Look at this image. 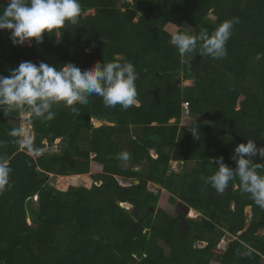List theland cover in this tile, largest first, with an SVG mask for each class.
Segmentation results:
<instances>
[{"label": "trees", "instance_id": "trees-1", "mask_svg": "<svg viewBox=\"0 0 264 264\" xmlns=\"http://www.w3.org/2000/svg\"><path fill=\"white\" fill-rule=\"evenodd\" d=\"M79 2L78 23L66 24L59 36L45 32L41 42L14 45L11 30H0V75L10 77L24 61L57 70L131 62L139 105L109 108L89 96L85 105L50 101L37 116L28 105L0 104V164L10 169L9 188L0 193V264H264V209L242 191L238 175L223 193L207 182L221 157L235 174L240 143L264 147V0ZM7 4L0 0V12ZM236 18L226 58L203 55L198 40L185 56L190 68L181 65L167 24L211 35ZM185 80L193 84L182 85ZM185 103L196 118L189 127L181 125ZM22 112L31 114L35 136L26 145L11 120ZM48 112H55L51 121ZM94 119L107 122L96 126ZM122 152L130 154L127 167L117 159ZM245 158L250 167L264 165L258 153ZM172 160L182 168L172 169ZM95 164L103 173L91 179ZM256 172L264 177V169ZM164 189H181L172 198L199 216L159 209ZM228 234L230 242L220 247Z\"/></svg>", "mask_w": 264, "mask_h": 264}, {"label": "clouds", "instance_id": "clouds-1", "mask_svg": "<svg viewBox=\"0 0 264 264\" xmlns=\"http://www.w3.org/2000/svg\"><path fill=\"white\" fill-rule=\"evenodd\" d=\"M80 13L79 0H8L7 6L0 12V30H11L10 38L14 45H22L26 40L32 39L41 42L45 32H55L59 36L66 24H77ZM236 23H239L238 18L226 20L211 35L207 30H202L198 36L188 35L186 32L171 34L170 43L178 49L181 65L190 68V60L185 59V56L196 50L198 40L203 42V55L216 60L226 58V43ZM137 78L138 74L131 62H107L103 65L97 62L85 69L69 64L57 70L43 62L37 65L24 61L11 70L10 77L0 75V104L9 107L28 105L37 116H43L51 107L50 101L63 102L65 106H72L77 102L85 105L89 103V96H99L105 107L120 105L127 110L137 103ZM54 118L55 112H48L46 119L51 121ZM17 131L13 129L11 134L16 135ZM192 132L199 137L193 129ZM235 153L239 156L235 174L222 163L221 157L217 160L220 165L218 170L207 178V182L218 193H223L229 181L234 175H238L242 191L251 193L254 203L264 209V177L256 172V168L264 169V165L250 167V160L245 158L246 155L253 156L257 153L264 158V147L257 148L255 141L248 140L247 143L237 145ZM117 159L122 161V166L127 167L130 154L122 152ZM172 169L178 171L177 168ZM9 173L10 169L0 164V193L9 188Z\"/></svg>", "mask_w": 264, "mask_h": 264}, {"label": "rangeland", "instance_id": "rangeland-1", "mask_svg": "<svg viewBox=\"0 0 264 264\" xmlns=\"http://www.w3.org/2000/svg\"><path fill=\"white\" fill-rule=\"evenodd\" d=\"M88 13H95V11L94 10H91V11H88L87 12V14ZM209 17L213 20V21H215L216 19H217V16L214 14V13H210L209 14ZM192 26L191 25H189V24H184L182 27H178V26H176V25H173V24H167L166 25V29L168 30V31H170L172 34L173 33H176V32H178V30L179 29H183V30H185L187 33H191V31H192ZM58 41H59V37H58ZM25 44H28V45H30L31 44V40H26L25 42H24V45ZM193 84V80H185L183 83H182V85H192ZM137 105H139V102H137L136 103ZM30 113H26V112H22L21 114H20V117H18V118H15V117H13L14 119H11L12 120V122H13V124H15V125H17V126H19L20 127V129H21V134H22V138H23V141H22V144L24 143V145H25V143H27L28 141H30V142H28V143H32L33 141H34V131H33V128H32V125L30 124V121H29V118H30ZM196 120V118H195V116H193L192 114H186V112L184 113V115H183V117H182V120H181V125H183V126H185V127H189V126H191V124L194 122ZM174 120H172V122H173ZM107 121L104 119L103 121H98L97 119H94L93 120V123H94V125H96V126H99V125H101V124H105ZM27 127H29V132H27L28 134H31L30 136H31V138H30V140L29 139H24V137H26V135H27V133H25V131H24V129H26ZM24 133V134H23ZM117 138H116V141L117 142H120V144H123V139H124V136H116ZM60 142H61V139H56V141H55V145L53 146L54 147V149H56L57 151H60ZM27 143V144H28ZM44 143H47L48 144V142L47 141H44ZM23 146V145H22ZM24 147V146H23ZM48 147H49V145H48ZM47 147V148H48ZM151 153L152 154H154V155H156L155 154V151L154 150H152L151 151ZM34 154H36V153H34ZM37 156H39V155H41V154H36ZM193 161L192 162H189V166L190 167H192L193 166ZM171 166L172 167H175V168H177L178 170H180L181 169V164H180V161H175V160H172L171 161ZM136 169H141V167L140 166H136ZM92 173V174H91ZM91 173L88 175L89 176V178H91V179H94L93 178V176L92 175H98V174H102L103 173V170H102V168H101V164L100 165H98V164H95L94 165V169L91 171ZM50 175V181H51V183H56V179H57V177L54 175V174H49ZM119 178V177H118ZM90 181V180H89ZM123 181V180H122ZM124 182V184L125 185H130L131 184V181H123ZM99 183V182H98ZM94 184V183H93ZM92 183H90L89 185L90 186H92L93 185ZM96 184V183H95ZM149 188L150 189H153V190H155L156 191V188H155V186H152V184L150 183L149 184ZM165 192V191H164ZM164 192H162V195H161V198H160V200H159V203H158V208L159 209H162V210H165L170 216H176V214L178 213V210H183V211H185V208L182 206V205H180L179 203H180V200L178 199H173L172 198V196L173 195H176V197H178V198H180V194H181V192H182V190L181 189H177V193H172V192H168V191H166L165 193ZM36 199V198H35ZM35 204V203H34ZM36 205V204H35ZM123 206H125L126 207V205H128V204H122ZM129 207V206H128ZM194 211V210H193ZM246 211H247V213H248V215H250L251 216V211H250V207H247L246 208ZM185 212H187V214H188V216L189 217H192V218H196L197 216H199V213L197 212V211H195V212H191V211H187V209H186V211ZM261 234H263L264 233V230H262L261 232H260ZM230 240H231V238H230V236H229V234L228 235H226L224 238H223V240L221 241V243H220V247H222V248H225L227 245H228V243L230 242ZM200 245H203V244H200ZM214 264H217V263H214Z\"/></svg>", "mask_w": 264, "mask_h": 264}, {"label": "built area", "instance_id": "built-area-1", "mask_svg": "<svg viewBox=\"0 0 264 264\" xmlns=\"http://www.w3.org/2000/svg\"><path fill=\"white\" fill-rule=\"evenodd\" d=\"M184 111L186 112V114H189V105H188V103H185V104H184ZM24 131H25V133L29 132V127H27L26 129H24ZM23 134H24V133H23ZM30 135H31V134H28V133H27V135H26V137H24V139H29V140H30V138H31ZM28 142H30V141H28ZM28 142H27V143H28ZM27 143H25V145H26ZM23 145H24V143H23ZM45 150H47V147H46L45 149H38V150L32 152V154H33V155H36V154H42L43 151H45ZM34 153H36V154H34ZM174 168H175V167H174Z\"/></svg>", "mask_w": 264, "mask_h": 264}, {"label": "crops", "instance_id": "crops-1", "mask_svg": "<svg viewBox=\"0 0 264 264\" xmlns=\"http://www.w3.org/2000/svg\"><path fill=\"white\" fill-rule=\"evenodd\" d=\"M98 121H103V120H98ZM101 125H103V124H101ZM99 126H100V125H99ZM181 168H182V167H181ZM134 169H136V166H134ZM119 180L121 181L122 184H124V182L122 181V179H121L120 177H119ZM164 191L166 192V190H163V192H164ZM165 192H164V193H165ZM193 210H194V209H191L190 211H191V212H195V210H194V211H193ZM250 211H251V207H250ZM251 213H252V212H251Z\"/></svg>", "mask_w": 264, "mask_h": 264}, {"label": "water", "instance_id": "water-1", "mask_svg": "<svg viewBox=\"0 0 264 264\" xmlns=\"http://www.w3.org/2000/svg\"><path fill=\"white\" fill-rule=\"evenodd\" d=\"M140 181L139 180H136V183L138 184ZM188 211V210H187Z\"/></svg>", "mask_w": 264, "mask_h": 264}]
</instances>
